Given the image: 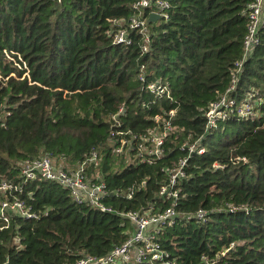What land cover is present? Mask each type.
I'll use <instances>...</instances> for the list:
<instances>
[{
    "label": "trees",
    "instance_id": "16d2710c",
    "mask_svg": "<svg viewBox=\"0 0 264 264\" xmlns=\"http://www.w3.org/2000/svg\"><path fill=\"white\" fill-rule=\"evenodd\" d=\"M133 1L0 0V181L21 185L15 196L30 212H46L35 220L0 219V264H74L105 257L126 240L127 219L75 204L53 182L17 178L22 161L47 155L75 167L91 152L98 161L85 168L91 183L109 191L142 185L130 200L101 203L139 214L169 207L157 196L162 170L186 160L175 217L154 225L163 260L140 264H264V22L243 58L252 0H166L167 17L148 24L142 53L137 33L128 34V44H112L105 34L107 21L131 16ZM155 82L165 88L160 96L144 88ZM247 94L255 116L237 119L234 112L206 126L209 105L226 95L235 109ZM169 112L174 135L161 158L125 163L107 144L109 134H142ZM182 142H197L195 150L187 154Z\"/></svg>",
    "mask_w": 264,
    "mask_h": 264
},
{
    "label": "built area",
    "instance_id": "2783aa9c",
    "mask_svg": "<svg viewBox=\"0 0 264 264\" xmlns=\"http://www.w3.org/2000/svg\"><path fill=\"white\" fill-rule=\"evenodd\" d=\"M167 9L168 3L166 0H134L130 5L131 16L125 20L107 21L108 30L105 34L112 39V44H128V34L137 33L143 41L141 47L143 53L146 51L148 44V17L154 15L159 20H164L167 17ZM246 20V32L242 41L243 58L251 52L257 43V30L264 22V0H252L247 4ZM138 79L142 83V76L139 75ZM234 80V77H232L231 87L226 93L233 89ZM144 88L157 96L165 91V88L159 82L147 84ZM255 102L252 101V94H247L244 103L234 109L233 101L223 95L218 101L209 105L204 112L206 126L213 127L217 119L224 120L226 116H232L234 112L237 119L251 118L256 115L253 109ZM1 103L0 125H3L6 112L4 105H1ZM122 113L123 111L120 108L115 115L110 117L111 122L119 124L118 116ZM172 115L173 113L169 112L167 118L154 117L152 121L155 126L139 135H133L129 132L115 133V136L119 137V139H115L112 137L113 135L109 134L107 144L115 153H122L124 158H128L131 163L149 164L153 160L164 156L162 146L165 139L170 135H174L171 134L170 119ZM123 136H128L129 139L126 140ZM196 143L182 142L178 146L179 149L185 150L187 154H191L196 148ZM201 153L202 150H197V154ZM86 157L79 165L71 167L55 164L50 157L42 155L33 160L20 162L17 172V178L21 181V184L32 180L53 182L66 190L75 204H84L102 213H115L127 219L131 224L132 230L126 240L118 247L113 248L105 257L92 258L84 256L74 264H140L146 258L150 263L163 260V253L158 249L157 244L153 242L158 231L154 225L161 222H167L170 225L175 217L172 206L177 197V184L184 177L185 158L177 159L176 165L170 170H162L166 175V179L158 188L157 196L160 201L169 202V207L159 213L153 212V208H151L139 214L131 211L116 212L105 207L101 201L106 197L130 200L134 192L140 190L142 185L127 187L123 190L116 188L109 191L103 182L91 183V177H86L84 172L85 168L89 166L96 168L98 164L97 154L91 152ZM93 176L97 177L96 175ZM20 191L21 185H15L12 180L0 181V219L7 223V216L10 214H17L21 218L29 220H35L46 215V212L36 214L30 212L29 208H25L23 203L15 196V193ZM195 216L198 220L203 219L204 212L198 211ZM163 264L172 263L164 262Z\"/></svg>",
    "mask_w": 264,
    "mask_h": 264
},
{
    "label": "water",
    "instance_id": "95a60500",
    "mask_svg": "<svg viewBox=\"0 0 264 264\" xmlns=\"http://www.w3.org/2000/svg\"><path fill=\"white\" fill-rule=\"evenodd\" d=\"M157 20H159L157 16L151 15L148 17L147 23H155Z\"/></svg>",
    "mask_w": 264,
    "mask_h": 264
},
{
    "label": "rangeland",
    "instance_id": "374dc122",
    "mask_svg": "<svg viewBox=\"0 0 264 264\" xmlns=\"http://www.w3.org/2000/svg\"><path fill=\"white\" fill-rule=\"evenodd\" d=\"M159 23V22H158ZM158 25V24H157ZM124 161H125V163H127V162H129L130 160L128 159V158H124ZM58 165H60V164H58Z\"/></svg>",
    "mask_w": 264,
    "mask_h": 264
}]
</instances>
